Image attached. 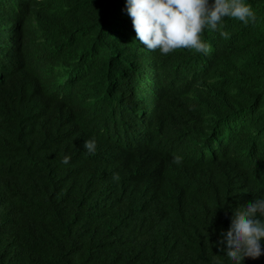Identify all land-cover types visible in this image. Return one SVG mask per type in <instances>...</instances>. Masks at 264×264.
I'll return each mask as SVG.
<instances>
[{"label": "trees", "instance_id": "16d2710c", "mask_svg": "<svg viewBox=\"0 0 264 264\" xmlns=\"http://www.w3.org/2000/svg\"><path fill=\"white\" fill-rule=\"evenodd\" d=\"M241 2L255 23L163 55L126 0H0V264H234L220 234L264 197V0Z\"/></svg>", "mask_w": 264, "mask_h": 264}, {"label": "clouds", "instance_id": "9594fccd", "mask_svg": "<svg viewBox=\"0 0 264 264\" xmlns=\"http://www.w3.org/2000/svg\"><path fill=\"white\" fill-rule=\"evenodd\" d=\"M35 1L6 0L16 4L18 13L26 12ZM126 12L132 19L136 39L149 51L159 50L163 55L181 48L208 54L211 46L201 40L206 27L217 30L225 17L236 18L245 25L256 21L251 6L241 0H126ZM1 33L14 36V30L7 24ZM221 35L227 37L228 34L222 31ZM83 147L89 154H95V139L85 140ZM69 159L65 156L62 163H69ZM173 163L181 164L182 157L174 156ZM112 178L120 180L118 173ZM220 235L217 244L234 264H242L245 257L256 259L264 254L261 244L264 240V197L235 209L230 227Z\"/></svg>", "mask_w": 264, "mask_h": 264}]
</instances>
